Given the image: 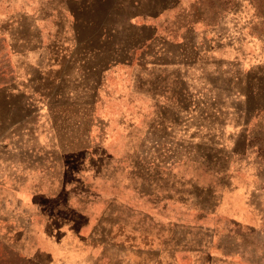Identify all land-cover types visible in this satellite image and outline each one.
<instances>
[{
	"label": "rangeland",
	"instance_id": "obj_1",
	"mask_svg": "<svg viewBox=\"0 0 264 264\" xmlns=\"http://www.w3.org/2000/svg\"><path fill=\"white\" fill-rule=\"evenodd\" d=\"M27 1L0 0V16L9 19ZM171 5L179 21L192 19L181 37L147 36L136 52L129 38V55L115 54L107 70L85 69L82 55V70L67 64L53 98L35 102V111L21 95L36 88L27 85L25 62L15 58L10 68L8 34L0 33V86L17 81L14 95L0 89V143L12 156L35 148L54 162L50 130V142L66 148V175L57 190L53 177H33L34 201L49 193L46 207L54 212L74 205L72 196L84 189L128 201L156 223L162 264H264V0ZM19 16L17 50L18 37L37 41ZM36 127L46 133L33 135ZM73 145L82 150L68 153ZM112 168L118 174L107 177ZM93 174L102 180L86 177ZM173 251L177 258L169 260ZM0 260L17 263L3 245Z\"/></svg>",
	"mask_w": 264,
	"mask_h": 264
},
{
	"label": "crops",
	"instance_id": "obj_2",
	"mask_svg": "<svg viewBox=\"0 0 264 264\" xmlns=\"http://www.w3.org/2000/svg\"><path fill=\"white\" fill-rule=\"evenodd\" d=\"M166 1H169L167 8L162 0H29L25 9L20 8L9 19L0 16V33L6 31L9 36L5 34L11 54L10 68L15 70V58H20L25 62L23 69L29 72L27 85L36 87L29 96L21 94L24 102L33 111L40 109L35 102L49 103L67 64L78 71L85 62L88 65L84 67L89 70L112 68L115 54L129 55V38L136 42L137 48H133L136 52L147 36L181 37L192 19L185 16L179 21L180 10L172 7L171 0ZM19 14L25 15L26 28L37 40L30 46L26 37L25 42L23 37H18L21 50L14 45L22 20ZM1 23H5V29ZM71 55L75 57L71 59L73 62H67ZM82 55L88 57L87 61L80 58ZM16 85L14 80L0 89L13 94ZM45 130L39 132L36 127L32 134H43ZM50 132L46 143H52L55 149L57 161L54 162L43 152L34 154L35 148L12 156V149L0 143V245L15 254L16 264H162L166 253L161 237L156 235V223L147 221L145 211L128 201L119 202L116 196L84 189L81 195L72 196L74 205L58 206L55 214L54 208L46 207L49 193L39 195L34 201L33 177H53L51 182L57 190L60 177L66 175V148L57 140L50 142ZM37 143L40 146L36 150L43 151V143ZM81 150L82 147L73 145L68 153ZM251 160L250 164H260L259 159ZM117 174L112 168L107 177ZM125 176L133 177L130 172ZM239 176L250 177L244 170ZM86 177L102 180L100 174ZM175 254L171 253L169 260H175Z\"/></svg>",
	"mask_w": 264,
	"mask_h": 264
}]
</instances>
